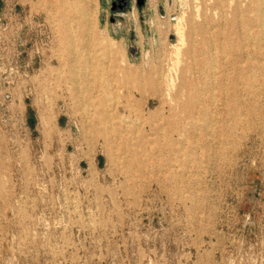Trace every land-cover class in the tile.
I'll use <instances>...</instances> for the list:
<instances>
[{"label": "rangeland", "instance_id": "obj_1", "mask_svg": "<svg viewBox=\"0 0 264 264\" xmlns=\"http://www.w3.org/2000/svg\"><path fill=\"white\" fill-rule=\"evenodd\" d=\"M0 264H264V0H0Z\"/></svg>", "mask_w": 264, "mask_h": 264}, {"label": "bare ground", "instance_id": "obj_2", "mask_svg": "<svg viewBox=\"0 0 264 264\" xmlns=\"http://www.w3.org/2000/svg\"><path fill=\"white\" fill-rule=\"evenodd\" d=\"M81 12H82V14L86 15V12L84 10H81ZM231 13H233V15H235V16H238L240 14V7H239L238 2H236L234 4V8L231 11ZM231 27H232V25L230 24L229 28H231ZM64 37H67V36H64ZM87 52H89V51H87ZM197 52H198V55H201L203 50L199 49ZM193 53H194V50H193ZM240 57H241V55L239 53H237V54L235 53L233 58L227 62V65L232 66V65L236 64L239 61L238 59ZM131 72L132 71L127 69L124 73L123 79H124V82H126V83L131 84V82H135L134 84H131V87L129 90V96L132 97V99H134L136 96H139L142 98L145 96H157L158 95V93H159L158 90L155 88L154 84H152V80L154 78L153 74L148 73L146 77L141 78L139 80H134L135 79L134 74H132ZM240 77H241L240 74L236 73L235 76L230 80L232 83H234L233 84L234 87L236 86L237 83H239ZM226 80H228V77L226 78ZM168 82H170L171 84L173 82V79L171 78L170 75L168 76ZM233 93H237V91L235 89H233ZM177 96H178V92L173 93L172 99L176 98ZM159 103H160L159 109L162 111V113H160V114L158 113V117L160 116V118L163 119V109H164L163 101L161 99H159ZM167 111H168L169 115L167 117V121H166L165 126L171 132H174V119H169L170 116L172 117L174 115V108L168 107ZM98 117H100V116L98 115ZM97 119H98V122L101 123V119L100 118H97ZM143 124H144L143 125L144 130H151V131L156 130V127L154 125H152L149 122V120H145V122H143Z\"/></svg>", "mask_w": 264, "mask_h": 264}, {"label": "flooded vegetation", "instance_id": "obj_3", "mask_svg": "<svg viewBox=\"0 0 264 264\" xmlns=\"http://www.w3.org/2000/svg\"><path fill=\"white\" fill-rule=\"evenodd\" d=\"M148 0H109V19L113 22L116 18L126 17L131 9L137 12L143 9Z\"/></svg>", "mask_w": 264, "mask_h": 264}]
</instances>
